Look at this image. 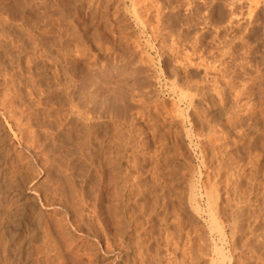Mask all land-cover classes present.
I'll list each match as a JSON object with an SVG mask.
<instances>
[{
	"label": "rangeland",
	"instance_id": "obj_1",
	"mask_svg": "<svg viewBox=\"0 0 264 264\" xmlns=\"http://www.w3.org/2000/svg\"><path fill=\"white\" fill-rule=\"evenodd\" d=\"M139 3L143 27L126 0H0V100L24 131L0 115V264H264V0ZM193 84L224 89L226 107L187 106L178 88ZM112 156L120 190L107 183ZM234 172L258 186L241 177L232 212ZM211 184L223 237L207 227Z\"/></svg>",
	"mask_w": 264,
	"mask_h": 264
},
{
	"label": "bare ground",
	"instance_id": "obj_2",
	"mask_svg": "<svg viewBox=\"0 0 264 264\" xmlns=\"http://www.w3.org/2000/svg\"><path fill=\"white\" fill-rule=\"evenodd\" d=\"M27 1V0H26ZM126 1H128L129 2V6H128V11H129V13H130V15L132 16V19L136 22V24L138 25V26H142L143 27V25H144V23H146L145 22V17L144 16H146L144 13H147V12H144V11H146L145 9H144V11H142L143 9H140V7H141V5L140 4H142V3H139V1L140 0H126ZM166 1V0H165ZM236 1V0H235ZM163 2V1H162ZM120 3H121V1H120ZM127 3V2H126ZM161 3V2H160ZM160 3H158V4H160ZM27 4V3H26ZM144 4H146L145 2L142 4V5H144ZM148 4V6H149V3H147ZM257 5V4H256ZM147 6V5H146ZM145 6V7H146ZM158 6V5H157ZM162 6V5H161ZM234 6V5H233ZM21 7V6H20ZM123 7V6H122ZM125 7V6H124ZM142 7H144V6H142ZM160 7V6H159ZM264 7V6H263ZM127 8V7H126ZM147 9H150V7L149 8H147ZM157 9V8H156ZM236 9V8H235ZM115 10V9H114ZM140 10L143 12L142 13V15L144 14V16H141L140 15ZM165 10V9H164ZM20 11H21V9H20ZM127 11V10H126ZM156 11H158V10H156ZM155 11V12H156ZM104 12V11H103ZM251 12V11H250ZM1 14V13H0ZM21 14V13H20ZM27 14V13H26ZM148 14H149V12H148ZM157 14H159L160 15V13H159V11H158V13ZM161 14H162V12H161ZM29 15V14H28ZM150 15V14H149ZM155 16H156V14H154ZM207 15V14H206ZM18 16V15H17ZM45 16V15H44ZM25 17V16H24ZM147 17H149V16H147ZM151 17V16H150ZM157 17H158V15H157ZM156 17V18H157ZM20 18V17H19ZM169 18V17H168ZM39 19V18H38ZM145 19V20H144ZM149 19V18H148ZM155 19V18H154ZM221 20V19H220ZM5 21V20H4ZM147 21V20H146ZM160 21V20H159ZM166 21V20H165ZM148 22V21H147ZM6 23V22H5ZM33 23V22H32ZM35 23V22H34ZM150 23V22H149ZM148 23V25H150ZM135 24V25H136ZM152 24V23H151ZM19 25V24H18ZM28 25V24H27ZM155 26L157 25V23L156 24H154ZM211 25V24H210ZM146 26H147V24H146ZM2 27V26H1ZM211 27V26H210ZM28 28V27H27ZM119 28V27H118ZM139 28V27H138ZM152 28V27H151ZM153 28H156V27H153ZM158 28V27H157ZM156 28V29H157ZM5 29V28H4ZM141 29V28H140ZM149 29V28H148ZM156 29H154V30H156ZM22 30V29H21ZM157 30H159V29H157ZM162 30V29H161ZM7 31H9V30H7ZM12 31V30H11ZM29 31V30H28ZM195 31V30H194ZM166 32V31H165ZM13 33V32H12ZM19 33V32H18ZM152 33V32H151ZM150 33V34H151ZM167 33V32H166ZM202 33H203V31H202ZM165 34V33H164ZM196 34V33H195ZM199 34V33H198ZM12 35V34H11ZM21 35V34H20ZM30 35V34H29ZM40 35V34H39ZM125 35V34H124ZM152 35V34H151ZM157 35V34H156ZM197 35V34H196ZM196 35H194V36H196ZM17 36V35H16ZM43 36V35H42ZM109 36V35H108ZM202 35H201V33L199 34V35H197L196 37H197V40L199 39V37H201ZM18 37V36H17ZM22 37V36H21ZM113 37V36H112ZM160 37H162V36H160ZM195 37V38H196ZM214 37V36H213ZM190 38V37H189ZM188 38V39H189ZM194 38V37H193ZM3 39V38H2ZM17 39V38H16ZM25 39V38H24ZM51 39V38H50ZM248 39V38H247ZM55 40V39H54ZM107 40H109V39H107ZM194 40V39H193ZM192 40V41H193ZM223 40V39H222ZM242 40H244V39H242ZM5 41V40H4ZM12 41V40H11ZM24 41V40H23ZM29 41H30V39H29ZM126 41V40H125ZM195 41V40H194ZM18 42V41H17ZM26 42V41H25ZM199 42H200V40H199ZM31 43V42H30ZM123 43V42H122ZM197 43V42H196ZM16 44V43H15ZM20 44V43H19ZM44 44V43H43ZM125 44V43H124ZM173 44V43H172ZM196 45L197 44H195V45H192V47L193 46H195L196 47ZM13 46V45H12ZM17 46V44L15 45V47ZM43 46V45H42ZM183 46V45H182ZM181 46V47H182ZM235 46V45H234ZM230 47V46H229ZM19 48V47H18ZM16 49V48H15ZM116 49V48H115ZM24 50V49H23ZM34 50V49H33ZM109 50H111V49H109ZM170 50H171V48H170ZM14 52V51H13ZM174 52V51H173ZM200 52V51H199ZM39 53V52H38ZM184 53V52H183ZM40 54V53H39ZM8 55V54H7ZM191 55V54H190ZM199 55V54H198ZM213 56V55H212ZM4 57V56H3ZM188 57V56H187ZM8 58V57H7ZM28 58V57H27ZM43 58V57H42ZM4 60V59H3ZM49 60V59H48ZM213 60V59H212ZM30 61V60H29ZM56 62V61H55ZM188 62V61H187ZM202 62V61H201ZM191 63V62H190ZM6 65V64H5ZM50 65V64H49ZM203 65V64H202ZM205 65V64H204ZM203 65V66H204ZM220 65V64H219ZM9 66V65H8ZM182 66V65H181ZM241 67V66H240ZM41 68H42V66H41ZM73 68V67H72ZM138 70H140L139 68H138ZM35 71V70H34ZM54 71V70H53ZM73 72V71H72ZM225 72V71H224ZM29 73V72H28ZM214 73H215V71H214ZM130 74V73H129ZM223 74V73H222ZM35 75V74H34ZM219 75V74H218ZM217 76V75H216ZM221 76V75H220ZM233 77V76H232ZM28 78V77H27ZM36 78V77H35ZM214 78V77H213ZM216 79V78H215ZM215 79H213V80H215ZM224 79V78H223ZM26 80V79H25ZM74 80V79H73ZM206 80V79H205ZM217 80V79H216ZM215 80V81H216ZM197 81H199V80H197ZM228 81V80H227ZM226 81V82H227ZM264 81V80H263ZM13 82V81H12ZM140 82V81H139ZM185 82V81H184ZM188 82V81H187ZM186 82V84H188ZM200 82V81H199ZM198 82V83H199ZM213 82V81H212ZM218 82V81H217ZM225 82V83H226ZM246 82V81H245ZM66 83V82H65ZM64 83V84H65ZM79 83V82H78ZM189 83H191V82H189ZM202 83V82H201ZM216 83V82H215ZM214 83V84H215ZM76 84V83H75ZM80 84V83H79ZM210 84V83H209ZM217 84V83H216ZM242 85V84H241ZM26 86V85H25ZM31 86V85H30ZM38 86V85H37ZM188 86H189V84H188ZM214 86V85H213ZM216 86H220V84L218 85H216ZM223 86V85H222ZM247 86V85H246ZM51 87H53V85L51 86ZM251 87V86H250ZM5 88V87H4ZM7 88V87H6ZM34 88V87H33ZM182 88V87H181ZM185 88H186V86H185ZM222 88V87H221ZM247 88V87H246ZM59 89V88H58ZM179 90V93H178V97H179V99H180V101H183L184 103H186L187 104V106H192V104L193 103H195L194 102V98H196V97H198V98H202V99H205V100H207V102H208V104H209V106H211V105H213V103H215V105L217 104L218 106H222L221 108H225L226 106L224 105V104H222V101H224V97H222V93L223 92H225L224 91V89H222L223 90V92L221 93H219V91H217V89H213V87L211 88V89H213V90H205V85L203 84V85H200V84H193V85H191L190 87H188L187 88V90H189V92L188 91H184V90H180V88H178ZM248 89H249V85H248ZM65 90V89H64ZM73 90V89H72ZM71 90V91H72ZM120 90V89H119ZM241 90V89H240ZM239 90V91H240ZM243 90V89H242ZM237 91V90H236ZM235 91V92H236ZM14 92V91H13ZM75 92V91H74ZM245 92H247V89H246V91ZM244 92V93H245ZM7 93H8V91H7ZM28 93V92H27ZM118 93V92H117ZM125 93V92H124ZM240 93V92H239ZM239 93H236L235 95H237V94H239ZM248 93V92H247ZM4 95V94H3ZM29 95V94H28ZM68 95V94H67ZM234 95V94H233ZM223 96H224V94H223ZM253 96V95H252ZM139 97V96H138ZM147 97V96H146ZM17 98H18V96H17ZM116 98V97H115ZM120 98V97H119ZM123 98V97H122ZM128 98V97H127ZM126 98V99H127ZM141 98V97H140ZM140 98H139V100H140ZM254 98V97H253ZM6 99V98H5ZM4 99V100H5ZM125 99V98H124ZM4 100H0V115H1V117L3 118V119H5V121H6V123H10L9 121H12V125H14V126H16V131L19 133V135L20 136H22L21 135V133L22 132H24V131H22V129H21V126H19V118L16 116V113H14V111L12 112L11 110H12V107L11 106H9V104H5L4 103ZM24 100V99H23ZM111 100H113V98L111 99ZM115 100V99H114ZM129 100V99H128ZM138 100V99H137ZM142 100V99H141ZM201 100V99H200ZM199 100V101H200ZM234 100H236V99H234ZM26 101V100H25ZM116 101V100H115ZM127 101V100H126ZM227 101V100H226ZM3 102V103H2ZM15 102V101H14ZM119 102V101H118ZM124 102V101H123ZM242 102V101H241ZM122 103V102H121ZM134 103V102H133ZM69 104V103H68ZM112 104V103H111ZM196 104H198V103H196ZM204 104H206V103H204ZM207 104V105H208ZM10 105H12V103L10 104ZM31 105V104H30ZM76 105V104H75ZM140 105V104H139ZM242 105V104H241ZM28 106V105H27ZM33 106V105H32ZM114 106H115V104H114ZM113 106V107H114ZM124 106V105H123ZM232 106V105H231ZM10 107V108H9ZM20 107V106H19ZM116 107V106H115ZM196 107V106H195ZM247 107H249V106H247ZM193 108V107H192ZM209 108V107H208ZM232 108V107H231ZM73 109V108H72ZM196 109V108H195ZM2 110V111H1ZM235 110V109H234ZM238 110V109H237ZM69 111V110H68ZM115 111V110H114ZM124 111V110H123ZM223 111H225V110H223ZM233 111V110H232ZM19 112V111H18ZM219 112V111H218ZM68 113V112H67ZM203 113V112H202ZM228 113V112H227ZM243 113V112H242ZM207 114V113H206ZM237 114V113H236ZM19 115V114H18ZM126 115V114H125ZM219 115V114H218ZM233 115H235V114H233ZM67 116V115H66ZM91 116V115H90ZM96 116V115H95ZM109 116V115H108ZM199 116V115H198ZM228 117H229V115H227ZM23 117V116H22ZM219 117V116H218ZM18 118V119H17ZM60 118V117H59ZM98 118V117H97ZM14 119V120H13ZM58 119V118H57ZM92 119V118H91ZM207 119V118H206ZM208 119H209V117H208ZM52 120V119H51ZM60 120V119H59ZM64 120V119H63ZM127 120V119H126ZM27 121V120H26ZM202 121V120H201ZM215 121V120H214ZM242 121V120H241ZM257 121V120H256ZM13 122H14V124H13ZM28 122V121H27ZM65 122V121H64ZM216 122V121H215ZM50 123V122H49ZM60 123V122H59ZM194 123V122H193ZM67 124V123H66ZM30 125V124H29ZM31 125H32V123H31ZM230 125V124H229ZM248 125V124H247ZM251 126V124L248 126V127H250ZM261 126V125H260ZM10 127V126H9ZM29 127V126H28ZM58 127V126H57ZM109 127V126H108ZM221 127V126H220ZM30 128V127H29ZM230 128V127H229ZM232 128V127H231ZM235 128V127H234ZM233 128V132H234V129ZM239 128H241V127H239ZM244 128V126L242 127V129ZM112 129V128H111ZM228 129V128H227ZM241 129V130H242ZM24 130V129H23ZM29 130V129H28ZM88 130V129H87ZM210 130V129H209ZM208 130V131H209ZM231 130V129H230ZM236 130H238V129H236ZM235 130V131H236ZM262 130V129H261ZM35 131V130H34ZM52 131V130H51ZM78 131V130H77ZM207 131V130H206ZM238 131H240V129L238 130ZM243 131V130H242ZM31 132V131H30ZM33 132V131H32ZM56 132V131H55ZM227 132H228V130H227ZM232 132V133H233ZM237 132V131H236ZM29 133V132H28ZM45 133V132H44ZM188 133V132H187ZM225 133V132H224ZM241 133V132H240ZM24 134V133H23ZM27 134V133H26ZM51 134V133H50ZM237 134V133H236ZM119 135V134H118ZM132 135V134H131ZM156 135V134H155ZM238 135V134H237ZM237 135H235V136H237ZM240 135V134H239ZM29 136V135H28ZM46 136H47V134H46ZM53 136V135H52ZM173 136V135H172ZM198 136V135H197ZM228 136V135H227ZM19 137V136H18ZM24 137V138H23ZM23 137L21 138L22 139V143H23V145L24 146H26V148H29L30 146H31V148H34L35 149V151L38 149V147H42V145L41 144H35V139H33L32 137V139L33 140H29L28 139V137L25 139V136L23 135ZM114 137V136H113ZM162 137V136H161ZM244 135H243V139H244ZM39 138V137H38ZM37 138V139H38ZM78 138V137H77ZM210 138V137H209ZM239 138V137H238ZM249 138V141H251V138L250 137H248ZM42 140V139H41ZM66 140V139H65ZM122 140V139H121ZM211 140V139H210ZM222 140V139H221ZM119 141V140H118ZM249 141H248V143H249ZM1 142V141H0ZM37 142V141H36ZM46 142V141H45ZM83 142V141H82ZM107 142V141H106ZM109 142V141H108ZM116 142V141H115ZM139 142V141H138ZM244 142V141H243ZM264 142V141H263ZM38 143V142H37ZM40 143V142H39ZM43 143V142H42ZM124 143V142H123ZM194 143V142H193ZM251 143V142H250ZM253 143V142H252ZM46 144V143H45ZM84 144V143H83ZM82 144V145H83ZM96 144V143H95ZM213 144V143H212ZM247 144V143H246ZM65 145V144H64ZM140 146V145H139ZM228 146V145H227ZM44 147V146H43ZM42 147V148H43ZM256 147V146H255ZM25 148V149H26ZM138 148V147H137ZM246 148V147H245ZM40 149L41 148H39V151H40ZM30 150V149H29ZM32 150V149H31ZM44 150V149H43ZM42 150V151H43ZM131 150V149H130ZM218 150V149H217ZM121 151V150H120ZM215 151H216V149H215ZM262 151V150H261ZM65 152V151H64ZM108 152H110V151H108ZM34 153V152H33ZM35 153H37V152H35ZM202 153V152H201ZM212 153V152H211ZM210 153V154H211ZM221 153V152H220ZM38 154V153H37ZM108 155V154H107ZM111 155V154H110ZM115 155H117V154H115ZM114 155V156H115ZM201 155V154H200ZM216 155V154H215ZM219 155V154H218ZM40 156V155H39ZM114 156H112V157H109L108 159H106L105 161H106V163H107V170H105L107 173H106V175H107V177H108V186H109V183H112V186H113V182H114V187L115 188H118L119 186H118V184H119V179H120V181L123 179L124 180V178L126 177V179H127V176L126 175H124V177L122 176L125 172H124V170H122L121 168V170H122V172H124L122 175H121V171H120V169H119V166H120V157L119 158H117V159H115L116 157H114ZM203 156V155H202ZM210 156V155H209ZM213 156V155H212ZM221 156H222V154H221ZM9 157V156H8ZM31 157V156H30ZM107 157V156H106ZM134 157V156H133ZM136 157V156H135ZM216 157H217V155H216ZM210 158V157H209ZM45 159V158H44ZM76 159V158H75ZM79 159V158H78ZM97 159V158H96ZM105 159V158H104ZM251 159H252V157H251ZM36 160V159H35ZM50 160V159H49ZM80 160V159H79ZM87 160V159H86ZM215 160V159H214ZM43 161V160H42ZM132 161V160H131ZM205 161V160H204ZM228 161V160H227ZM252 161V160H251ZM257 161V160H256ZM77 162V161H76ZM88 162V161H87ZM125 162V161H124ZM133 162H135L134 160H133ZM45 163V162H44ZM43 163V164H44ZM60 163V162H59ZM63 163V162H62ZM72 163V162H71ZM103 163V162H102ZM128 163V162H127ZM225 163V162H224ZM252 163V162H251ZM259 163V162H258ZM16 164V163H15ZM40 164V163H39ZM41 164H42V162H41ZM40 164V165H41ZM66 164V163H65ZM126 164V163H125ZM204 164V163H203ZM215 164V163H214ZM221 164V163H220ZM18 165V164H17ZM45 165V164H44ZM50 165V164H49ZM223 165H225V164H223ZM223 165H221V168L220 169H222V167H224ZM88 166V165H87ZM131 166V165H130ZM141 166V165H140ZM23 167V166H22ZM26 167V166H25ZM43 167V166H42ZM124 167V166H123ZM127 167V166H126ZM213 167V166H212ZM226 167V166H225ZM228 167V166H227ZM236 167V166H235ZM41 168V167H40ZM106 168V167H105ZM139 168V167H138ZM143 168V167H142ZM22 169V168H21ZM29 169V168H28ZM67 169V168H66ZM126 169V168H125ZM131 169H133V168H131ZM217 169V168H216ZM225 169V168H224ZM223 169V170H224ZM231 169V168H230ZM243 169H245V168H243ZM257 169V168H256ZM65 170V169H64ZM226 170V169H225ZM241 169H239V171H240ZM29 171V170H28ZM46 171V170H45ZM72 171V170H71ZM81 171V170H80ZM104 171V172H105ZM139 171V170H138ZM214 171H216V170H214ZM229 171V170H228ZM232 171H234V169L232 170ZM232 171H229V173L230 172H232ZM238 171V170H237ZM256 171V170H255ZM254 171V172H255ZM96 172V171H95ZM140 172V171H139ZM226 172V171H225ZM243 171H241V173H242ZM20 173V172H19ZM34 173V172H33ZM127 173V172H126ZM216 173H218L217 171H216ZM220 173V172H219ZM227 173V172H226ZM234 173H238V172H234ZM244 173V172H243ZM249 173V172H248ZM258 173V172H257ZM13 174V173H12ZM26 174V173H25ZM80 174V173H79ZM129 174V173H128ZM127 174V175H128ZM137 174V173H136ZM150 174V173H149ZM213 174V173H212ZM231 174V173H230ZM245 174V173H244ZM264 174V173H263ZM69 175H70V173H69ZM135 175V174H134ZM139 174H137V176H138ZM229 175V174H228ZM232 175V174H231ZM253 173L250 175V176H247V175H245V176H240L239 175V173H238V175H235V177H233L232 176V179L233 178H235L234 179V182H235V184H234V186H235V188H233V186L231 187V188H233V190L231 189V188H229L230 187V185H229V187L228 188H226V189H230V190H232L233 191V193L231 192V191H229V190H227L228 192H231L232 194H235V196H233V197H236V199L234 200V204L232 203V207L231 206H229V207H231L230 209L231 210H233L232 212H234L235 210H239L238 208H239V202L240 201H238L239 199H242V198H239V197H237V196H240V195H238L237 194V192L239 191H236L237 189H238V186L240 185V181H241V177L243 178V179H245V178H247V180H248V182H249V186H250V188H254V187H256V186H258V185H256L255 186V183H256V177H257V175L256 176H254L253 177ZM30 176V175H29ZM33 176V175H32ZM64 176H66V175H64ZM137 176H136V178H137ZM129 177V176H128ZM135 177V176H134ZM33 178H34V176H33ZM32 178V179H33ZM73 178V177H72ZM103 178V177H102ZM167 178V177H166ZM214 178V177H213ZM10 179V178H9ZM32 179H30V181L32 180ZM54 179H56V178H54ZM61 179V178H60ZM59 179V180H60ZM63 179V178H62ZM106 179V178H105ZM117 179V183H115L116 181L115 180ZM131 179H133V178H131ZM225 179V178H224ZM231 179V180H232ZM13 180V179H12ZM66 180V179H65ZM107 180V179H106ZM137 180V179H136ZM133 181V180H132ZM209 181V180H208ZM227 181V180H226ZM225 181V182H226ZM9 182V181H8ZM26 182V181H25ZM126 182H128V180L126 181ZM218 182V181H217ZM220 182V181H219ZM225 182H223L224 184H227V183H225ZM228 183L230 182V179L227 181ZM233 182V183H234ZM259 182V181H258ZM13 183H15V182H13ZM99 183V182H98ZM120 183H122V181L120 182ZM209 183V182H208ZM212 183H213V181H212ZM222 183V182H221ZM4 184V183H3ZM10 184V183H9ZM27 184V183H26ZM54 184V183H53ZM122 184H124V183H122ZM125 184H127V183H125ZM192 184V182H190V185ZM202 184H204L205 185V183H202ZM207 184V183H206ZM210 184V183H209ZM219 184V183H218ZM247 184V183H246ZM245 184V185H246ZM264 184V183H263ZM11 185H13V184H11ZM10 185V186H11ZM103 185V184H102ZM111 185V184H110ZM121 185V184H120ZM138 185V184H137ZM215 185V184H214ZM214 185H207V186H204V188L202 187V189H203V192H204V196H205V199H206V209H207V215H208V220H209V223H208V228H209V232L211 231L212 232V230H215V232H217V234H218V236H219V234H220V237H223L225 234H224V231L222 230V229H224L219 223H218V221H217V216H216V212H215V209L217 208L216 207V205H218V203H217V201H218V198H220V194L218 195V192H220L219 190H217L218 189V185H217V187H215ZM221 185V184H220ZM3 186V185H2ZM56 186V185H55ZM54 186V187H55ZM62 186V185H61ZM123 186H125V185H123ZM128 186V185H127ZM203 186V185H202ZM222 186H226L227 187V185H222ZM248 185H246V187H247ZM1 187V186H0ZM6 187V186H5ZM53 187V186H52ZM245 187V188H246ZM140 188V187H139ZM220 189H221V187H219ZM222 188H224V190H225V187H222ZM248 188V187H247ZM37 189V188H36ZM54 189V188H53ZM73 189V188H72ZM110 189V188H109ZM119 189V188H118ZM124 189V188H123ZM192 189V188H191ZM55 190V189H54ZM114 191L116 190V189H113ZM112 190V188H111V190L110 191H113ZM120 190V189H119ZM125 190V189H124ZM249 190V189H248ZM113 191V192H114ZM131 191V190H130ZM129 191V192H130ZM226 191V190H225ZM225 191H223V193H228L227 191L225 192ZM244 191V190H243ZM12 192V191H11ZM106 193V192H105ZM115 193V192H114ZM114 193H112L111 192V195H114ZM156 193V192H155ZM190 193V192H189ZM188 193V194H189ZM249 193V192H248ZM247 193V194H248ZM0 194H1V190H0ZM116 194V193H115ZM120 194V193H119ZM128 194V193H127ZM134 194V193H133ZM164 194V193H163ZM232 194H226V196L227 195H231L232 196ZM3 195H5L4 193H3ZM3 195H1L0 196V198L2 199V200H4L5 198H7V196H3ZM118 195V192H117V194H116V196ZM122 195V194H121ZM121 195L119 196H117L118 197V199H119V197L120 198H122L121 197ZM138 195H140V194H138ZM250 195H251V192H250ZM54 196V195H53ZM52 196V197H53ZM200 196V195H199ZM245 196V195H244ZM8 197L10 198V196L8 195ZM114 197H115V195H114ZM114 197H112V199L114 198ZM136 197V196H135ZM137 197H139V196H137ZM190 197V196H189ZM192 197V196H191ZM230 197V196H229ZM241 197H242V195H241ZM247 197H248V195H247ZM250 197V196H249ZM248 197V198H249ZM45 198H46V196H45ZM62 198V197H61ZM107 198V197H106ZM116 198V197H115ZM124 198V197H123ZM128 198V197H127ZM231 198V197H230ZM245 197H243V199H244ZM247 198V200H246V203H248L249 202V199ZM12 199V198H11ZM10 199V200H11ZM86 199V198H85ZM117 199V198H116ZM138 199V198H137ZM226 199H227V197H226ZM246 199V198H245ZM45 200V202H47L48 201V199H47V201H46V199H44ZM53 200V199H52ZM63 200V199H62ZM114 200V199H113ZM9 201V200H8ZM7 201V202H8ZM12 201V200H11ZM66 201V200H65ZM109 201V200H108ZM112 201V200H111ZM118 201H120V199L118 200ZM118 201L116 200L115 202H116V204H118ZM122 201V200H121ZM195 201V200H194ZM227 201L229 202V201H231L230 199H227ZM232 201H233V199H232ZM242 201V200H241ZM243 201H245V200H243ZM242 201V202H243ZM1 202V201H0ZM4 202H6L5 200H4ZM4 202H1L2 204L4 203ZM60 202V201H59ZM63 202V201H62ZM70 202V201H69ZM115 202H114V205H116L115 204ZM191 202V201H190ZM241 202V203H242ZM251 202V201H250ZM0 203V204H1ZM56 203V202H55ZM81 203V202H80ZM227 203V202H226ZM10 204V203H9ZM50 204V203H49ZM61 204V203H60ZM72 204V203H71ZM109 204V203H108ZM223 204V203H222ZM243 204V203H242ZM58 205H59V203H58ZM65 205V204H64ZM66 205H68V204H66ZM80 205V204H79ZM196 205H198L197 203H195V206H194V210H196L195 208H197L198 206H196ZM109 206V205H108ZM73 207V206H72ZM63 208V207H62ZM69 208H70V206H69ZM75 208V207H74ZM3 209H5V208H3ZM118 209V208H117ZM219 209V208H218ZM78 210V209H77ZM116 210V209H115ZM140 210V209H139ZM217 210V209H216ZM220 210H221V208H220ZM197 211H198V208H197ZM223 211V210H222ZM229 211V213H230V210H228ZM7 212V211H6ZM15 212V211H14ZM13 212V213H14ZM64 212V211H63ZM73 212V211H72ZM140 212V211H139ZM243 212V211H242ZM10 213V212H9ZM110 213V212H109ZM205 213V214H206ZM224 213V212H223ZM57 214V213H56ZM218 214H220V212H218ZM234 214V213H233ZM1 215V214H0ZM64 215V214H63ZM78 215V214H77ZM219 217V216H218ZM251 217V216H250ZM64 218V217H63ZM80 218V217H79ZM220 218V217H219ZM227 218V217H226ZM7 219V218H6ZM74 219V218H73ZM81 219V218H80ZM243 219V218H242ZM5 220V219H4ZM50 220H51V218H50ZM83 220V219H82ZM85 220V219H84ZM115 220V219H114ZM222 220V219H221ZM228 220V219H227ZM42 221V220H41ZM62 221V220H61ZM74 221H75V219H74ZM110 221V220H109ZM54 222V221H53ZM17 223V222H16ZM56 223V222H55ZM88 223V222H87ZM98 223V222H97ZM52 224V223H51ZM59 224V223H58ZM68 224V223H67ZM118 224V223H117ZM74 225V224H73ZM82 225V224H81ZM85 225V224H84ZM90 225V224H89ZM98 226H99V224H97ZM241 225V224H240ZM66 226V225H65ZM75 226V225H74ZM76 226H77V222H76ZM88 226V225H87ZM229 226V231L231 232V233H233V229H234V227H233V223H232V225H228ZM235 226V225H234ZM73 227V226H72ZM80 227V226H79ZM94 227V226H93ZM124 227V226H123ZM59 228V227H58ZM82 228V227H81ZM251 228V227H250ZM35 229V228H34ZM76 229V228H75ZM79 229V228H78ZM91 229V228H90ZM94 229H95V227H94ZM125 229V228H124ZM236 229V228H235ZM48 230V229H47ZM82 230H83V228H82ZM97 230H99V229H97ZM96 230V231H97ZM88 231H89V229H88ZM33 232V231H32ZM86 231H84V233H85ZM90 232V231H89ZM117 232V231H116ZM256 232V231H255ZM30 233V232H29ZM61 233V232H60ZM15 234V233H14ZM81 234V233H80ZM86 234V233H85ZM91 234V233H90ZM97 234V233H96ZM120 234V233H119ZM234 234V233H233ZM10 235V234H9ZM87 235V234H86ZM89 235V234H88ZM113 235V234H112ZM255 235V234H254ZM63 236V235H62ZM66 236V235H65ZM234 236V235H233ZM2 237V236H1ZM94 237V236H93ZM140 237V236H139ZM237 237V236H236ZM66 238V237H65ZM235 238V237H234ZM34 240V239H33ZM146 240V239H145ZM212 240V239H211ZM258 240V239H257ZM67 241V240H66ZM140 241V240H139ZM168 241V240H167ZM262 241V240H261ZM9 242V241H8ZM222 242H223V240H222ZM140 243V242H139ZM242 243H243V241H242ZM69 244V243H68ZM214 244V243H213ZM259 244V243H258ZM257 245V244H256ZM15 246V245H14ZM88 246V245H87ZM220 246V245H219ZM219 246L218 247H216L215 246V249H214V252H217L216 254L219 256V254L221 255V262L220 263H222L223 262V260L225 259L224 257V254H222V252H223V250H222V248L220 247L219 248ZM263 246V245H262ZM30 247V246H29ZM44 247V246H43ZM8 248V247H7ZM14 248V247H13ZM96 248V247H95ZM235 248V247H234ZM243 248V247H242ZM83 249V248H82ZM120 249V248H119ZM257 249V248H256ZM5 250V249H4ZM17 250V249H16ZM19 250V249H18ZM75 250V249H74ZM25 251V250H24ZM30 251V250H29ZM87 251H89V250H87ZM86 251V252H87ZM226 251V250H225ZM249 251V250H248ZM11 252V251H10ZM16 252V251H15ZM75 253H76V251H75ZM79 253V252H78ZM89 253V252H88ZM145 253V252H144ZM147 253V252H146ZM235 253V252H234ZM90 254V253H89ZM259 254V253H258ZM14 255V254H13ZM26 255V254H25ZM78 255H80V254H78ZM144 255V254H143ZM17 257V256H16ZM26 257V256H25ZM89 257V256H88ZM87 257V258H88ZM128 257V256H127ZM152 257V256H151ZM253 257V256H252ZM13 258V257H12ZM20 258V257H19ZM79 258V257H78ZM77 258V259H78ZM9 259V258H8ZM16 259V258H15ZM90 259H91V257H90ZM137 259V258H136ZM144 259V258H143ZM153 259H154V257H153ZM170 259V258H169ZM4 260V259H3ZM80 260V259H79ZM83 260V259H82ZM140 260V259H139ZM146 260V259H145ZM149 260V259H148ZM151 260V259H150ZM210 260H211V258H210ZM257 260V259H256ZM264 260V259H263ZM86 261H87V259H86ZM95 261V260H94ZM212 261V260H211ZM211 261H210V263H211ZM237 261V260H236ZM12 262V261H11ZM89 262V261H88ZM91 262V261H90ZM142 262V261H141ZM143 262H144V260H143ZM148 262V261H147ZM213 262V261H212ZM215 263V262H214ZM80 264V263H79ZM92 264H94V263H92ZM134 264V263H133ZM256 264V263H255ZM262 264V263H261Z\"/></svg>",
	"mask_w": 264,
	"mask_h": 264
}]
</instances>
